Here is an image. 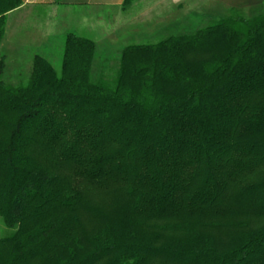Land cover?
<instances>
[{
    "label": "trees",
    "instance_id": "16d2710c",
    "mask_svg": "<svg viewBox=\"0 0 264 264\" xmlns=\"http://www.w3.org/2000/svg\"><path fill=\"white\" fill-rule=\"evenodd\" d=\"M262 8L126 45L112 76L72 32L58 71L7 80L0 54V264H264Z\"/></svg>",
    "mask_w": 264,
    "mask_h": 264
},
{
    "label": "rangeland",
    "instance_id": "374dc122",
    "mask_svg": "<svg viewBox=\"0 0 264 264\" xmlns=\"http://www.w3.org/2000/svg\"><path fill=\"white\" fill-rule=\"evenodd\" d=\"M208 3H211V9L205 8L204 5ZM262 10V7H258L237 12L221 6L217 0H134L125 9L113 11L102 8L84 13L83 25L77 34L93 40L96 44L94 73L112 76L117 69L120 51L126 45L156 43L169 35L191 34L197 29L210 26L220 16L238 14L250 17ZM10 21L11 19L8 23L7 20L5 22L0 54L4 58V74L7 80L14 81L15 78H26L25 73L35 49L31 48L30 23L22 26L17 22L9 24ZM52 41L56 47H48L43 54L58 71L63 36H53ZM237 220H243V217L219 215L208 218L207 221L228 223ZM175 222L174 219H152L149 224L162 226ZM3 229L5 228L0 222V236L5 232Z\"/></svg>",
    "mask_w": 264,
    "mask_h": 264
},
{
    "label": "crops",
    "instance_id": "0c3cea01",
    "mask_svg": "<svg viewBox=\"0 0 264 264\" xmlns=\"http://www.w3.org/2000/svg\"><path fill=\"white\" fill-rule=\"evenodd\" d=\"M21 5L6 15L9 24H29L31 27V48L33 54L45 56L44 50L56 47L53 36L61 37L66 33L77 34L83 25L82 15L91 13L94 9H121L123 0H21ZM224 7L237 12L262 7L264 0H217ZM211 9V3L205 4ZM209 11V10H208ZM20 26V25H18ZM14 28V26H13ZM22 28V27H20ZM78 35V34H77Z\"/></svg>",
    "mask_w": 264,
    "mask_h": 264
}]
</instances>
